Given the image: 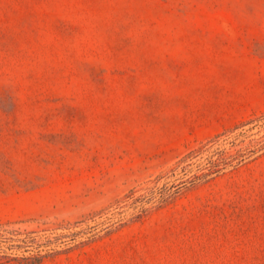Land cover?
Instances as JSON below:
<instances>
[{"label":"rangeland","instance_id":"obj_1","mask_svg":"<svg viewBox=\"0 0 264 264\" xmlns=\"http://www.w3.org/2000/svg\"><path fill=\"white\" fill-rule=\"evenodd\" d=\"M0 264H264V0H0Z\"/></svg>","mask_w":264,"mask_h":264}]
</instances>
